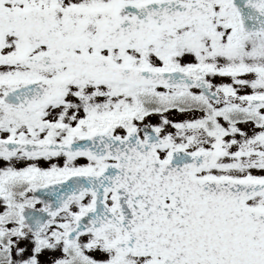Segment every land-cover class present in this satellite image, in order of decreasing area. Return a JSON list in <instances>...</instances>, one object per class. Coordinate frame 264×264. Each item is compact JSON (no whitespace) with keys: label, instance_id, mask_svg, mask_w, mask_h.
Returning <instances> with one entry per match:
<instances>
[{"label":"snow or ice","instance_id":"snow-or-ice-1","mask_svg":"<svg viewBox=\"0 0 264 264\" xmlns=\"http://www.w3.org/2000/svg\"><path fill=\"white\" fill-rule=\"evenodd\" d=\"M0 264H264V0H0Z\"/></svg>","mask_w":264,"mask_h":264}]
</instances>
